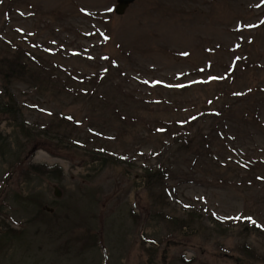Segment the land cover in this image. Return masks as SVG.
Instances as JSON below:
<instances>
[{
  "label": "rangeland",
  "instance_id": "rangeland-1",
  "mask_svg": "<svg viewBox=\"0 0 264 264\" xmlns=\"http://www.w3.org/2000/svg\"><path fill=\"white\" fill-rule=\"evenodd\" d=\"M116 5L0 0L3 39L109 68L82 95L0 75V264H264V0Z\"/></svg>",
  "mask_w": 264,
  "mask_h": 264
},
{
  "label": "trees",
  "instance_id": "trees-1",
  "mask_svg": "<svg viewBox=\"0 0 264 264\" xmlns=\"http://www.w3.org/2000/svg\"><path fill=\"white\" fill-rule=\"evenodd\" d=\"M0 74L3 77L7 83H11L13 80L18 78H25L21 75H27L29 78H27L31 83H33L36 86H40L44 84L45 82L40 74H36L34 76L31 69L27 68L26 62H23V59L19 54H15V56H5L2 59H0ZM51 85L52 83L49 82ZM0 105L3 109L11 110V106H9L8 102H1ZM177 142L180 144H185L187 146V139L183 137V134H181L178 138H176ZM149 176H151V173H148ZM219 224V223H218Z\"/></svg>",
  "mask_w": 264,
  "mask_h": 264
},
{
  "label": "water",
  "instance_id": "water-1",
  "mask_svg": "<svg viewBox=\"0 0 264 264\" xmlns=\"http://www.w3.org/2000/svg\"><path fill=\"white\" fill-rule=\"evenodd\" d=\"M135 0H118V7H117V13L118 14H123L126 10V8L133 3ZM56 194L58 196L61 195V191H59L58 189H56ZM50 210V209H48Z\"/></svg>",
  "mask_w": 264,
  "mask_h": 264
},
{
  "label": "bare ground",
  "instance_id": "bare-ground-1",
  "mask_svg": "<svg viewBox=\"0 0 264 264\" xmlns=\"http://www.w3.org/2000/svg\"><path fill=\"white\" fill-rule=\"evenodd\" d=\"M39 158L42 160H46L48 162H55L57 161V159H53L52 157H50L49 155L45 154V153H40L39 154Z\"/></svg>",
  "mask_w": 264,
  "mask_h": 264
},
{
  "label": "snow or ice",
  "instance_id": "snow-or-ice-1",
  "mask_svg": "<svg viewBox=\"0 0 264 264\" xmlns=\"http://www.w3.org/2000/svg\"><path fill=\"white\" fill-rule=\"evenodd\" d=\"M236 219H239V217H237ZM247 219H249L252 223H255V221L252 220L251 217H248Z\"/></svg>",
  "mask_w": 264,
  "mask_h": 264
}]
</instances>
